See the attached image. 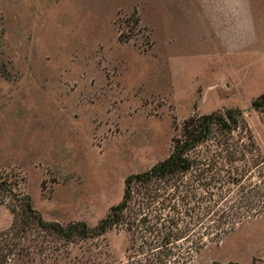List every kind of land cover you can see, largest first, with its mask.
Wrapping results in <instances>:
<instances>
[{"label": "rangeland", "instance_id": "rangeland-1", "mask_svg": "<svg viewBox=\"0 0 264 264\" xmlns=\"http://www.w3.org/2000/svg\"><path fill=\"white\" fill-rule=\"evenodd\" d=\"M263 93L264 0H0V183L13 188L0 191V264H138L140 219L160 212L196 238L217 232L205 211L215 200L247 195L236 209L257 208ZM231 108L240 128L192 150L190 172L133 182L105 234L71 242L23 215L27 196L47 222L97 226L188 119ZM192 245L173 246L168 263ZM191 252L189 264H264V212Z\"/></svg>", "mask_w": 264, "mask_h": 264}, {"label": "trees", "instance_id": "trees-1", "mask_svg": "<svg viewBox=\"0 0 264 264\" xmlns=\"http://www.w3.org/2000/svg\"><path fill=\"white\" fill-rule=\"evenodd\" d=\"M254 107L264 111V93L254 101ZM243 120L242 110L234 108L194 116L188 119L183 126L180 136L174 139L175 145L170 156L145 172L132 174L127 179L123 200L113 206L111 213L95 227H91L83 221L72 222L67 226L59 222H47L41 213L32 206L30 198L27 196L25 197L26 202L23 208V215L27 219L36 220L39 226L45 230L52 229L62 234L66 240L71 242L105 234L123 221V216L133 198V182L136 181L150 185L155 180H167L177 174L190 172L194 166L193 160L189 156L192 150L209 140L216 131L229 134L234 133L240 128ZM230 179H232L231 181L234 185H240L241 180L237 176L232 175ZM0 191H13V188L8 182H1ZM246 196L242 195L239 199H235L233 203H227V205H221V202L215 200L211 202V205L205 206L208 217L213 218L211 220L213 222H210L208 229H217V232L210 233L209 231L206 237L197 236L193 238L188 231L191 228L189 223L187 224L188 228L183 229L173 217L162 220L163 216L160 212H158L155 221H150L148 218L140 219L137 224H134L137 225L138 229L143 231L141 235L142 243L138 249H136L135 245L131 247L132 251L129 259L136 262L139 261L138 264H169L168 259L174 254L173 246H176L180 241H186L193 244L190 250L187 251L188 256L183 254V258L185 259L184 264H189L192 261L190 258L193 257L192 249L199 252L206 246L208 241L217 242L224 235L228 234L229 231L234 230L235 226L243 219L264 212V203L259 204L257 208H252V210H237V207H242ZM253 209L256 210L253 211ZM202 221L200 220L201 223L204 222ZM141 257H143L142 260L139 259Z\"/></svg>", "mask_w": 264, "mask_h": 264}]
</instances>
